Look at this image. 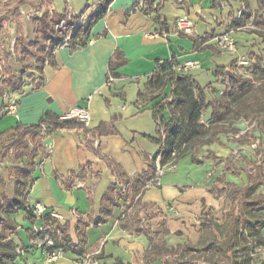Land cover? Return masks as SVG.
<instances>
[{
	"label": "crops",
	"instance_id": "obj_1",
	"mask_svg": "<svg viewBox=\"0 0 264 264\" xmlns=\"http://www.w3.org/2000/svg\"><path fill=\"white\" fill-rule=\"evenodd\" d=\"M99 1L0 0V7L5 5L9 10L19 5L20 27L28 39L33 35L29 29L31 16L46 10L75 14L87 7L83 14L87 17ZM153 1L158 6L147 3L144 8L135 9L140 0H112L105 16L91 29L86 45H61L54 51L44 66L42 85L41 73L31 70L34 75L30 79L24 75L21 90L0 96V109L14 100L19 104L17 114L0 117V133L13 135L18 124H34L45 118L42 142L46 154L35 162L27 205L33 208L40 203L43 214L57 215L56 221L68 226L73 242L80 243L85 237L86 253H94L104 264H147L146 254L152 248L148 233L163 237L170 248L199 246L206 235L203 218L222 224L232 210L239 213L243 207L239 189L255 185L253 195H264V123L258 124L254 120L256 114L251 113L234 121L218 122L213 138L209 135L207 140L191 146L172 164L161 165L159 156L158 183L144 190L141 205L135 207L133 192L128 188V197L120 200L109 220L93 223L101 213L104 193L113 184L121 183L110 162L135 177L148 169L149 159L160 148L151 139L159 136L153 105L163 98L159 95L161 90L153 89L150 83L158 61L174 57L177 62H201V68L184 74L205 90L209 106L201 121L209 127L212 103L225 88V75L217 74V67L233 62L238 66L240 59L251 62L261 54V39L245 28L254 23L252 19L244 26H231L245 9L242 0ZM249 3L252 10L259 6L257 0ZM186 15L195 21L190 35L199 39L209 36L198 48L189 35L177 28V19ZM12 20L15 21L14 16L6 22ZM14 26L17 36L16 21ZM226 32L237 41L233 52L216 46L214 38ZM117 49L126 62L116 69L120 75L108 82L110 60ZM9 64L13 74L18 75L21 63L11 59ZM163 91L170 93L171 84ZM140 93L158 96L142 101ZM75 106L88 107L91 112L89 127L94 134L90 137L80 129L53 127L63 121L62 114ZM163 114L171 116L168 110ZM16 164L22 165L18 160L0 167L5 191L11 197L16 193V178L11 175ZM142 206L141 227L146 231L138 232L132 219L134 211ZM75 211L83 217L78 218ZM43 214L30 215L26 209L12 214L18 225L14 236L29 247L22 263L81 264L82 256L70 253L47 260L44 250L31 244L33 230L45 223ZM257 216L264 221V209L257 211ZM81 220L89 223L85 236L77 228Z\"/></svg>",
	"mask_w": 264,
	"mask_h": 264
},
{
	"label": "trees",
	"instance_id": "obj_2",
	"mask_svg": "<svg viewBox=\"0 0 264 264\" xmlns=\"http://www.w3.org/2000/svg\"><path fill=\"white\" fill-rule=\"evenodd\" d=\"M151 1L148 0V5L151 7L158 6L153 0ZM212 1L215 3V0ZM242 1L245 3V9L238 18L232 20L231 26L241 27L252 19L255 26L257 24L256 30L264 41V0H257L259 6L256 10L251 9L249 0ZM111 2L112 0H100L98 6L88 14L85 20L80 22H76L74 18L70 17L68 12L59 13L46 10L35 17L38 21L37 36L30 41H28L20 27L19 5L0 15V41L4 37L5 22L10 16H14L17 24L16 43L30 64L28 66L22 62L18 75H14L11 67H8V75L4 78L3 85L0 86V96H3L7 91L21 90L24 84V75L28 70H36L41 73L39 85H42L44 83V66L54 51L63 45L68 37H70L69 45L72 48L86 45L90 38L91 29L100 18L105 16ZM86 8L79 13H75V16L81 17L85 13ZM62 21L65 22L64 25H61ZM183 34L189 35L193 39L195 48H198L209 37L206 35L199 39L190 34ZM210 46L203 45L205 48ZM6 54L8 57L10 51H7ZM49 54L50 58L48 57ZM125 62L126 58L123 53L117 49L110 60L109 74L114 77L119 76L120 74L116 69ZM176 63L177 60L174 57L158 61L157 69L150 78L153 89L161 90L159 95H163V98L153 105L154 116L159 126V136L151 137V139L158 143L160 148L149 159L148 169L135 177H131L120 165L110 162L119 177V182L126 183L128 188L132 190V201H135V207L141 205L140 197L147 188V182L157 176V158L159 156L161 165L176 162L191 146L207 140L206 137L209 135L213 138V135L218 132V127L216 126L218 122L234 121L240 117L255 113L254 120L258 124L264 123V76H261V80L255 83L250 76L239 73L235 62L228 66L217 67L215 70L217 74H224L225 77H229L231 89L223 92L212 103L213 114L208 127L206 123L201 121L205 109L209 106L205 90L191 76L178 73L175 70ZM262 64V55L256 56L253 62L256 72L264 73ZM169 83L171 84V91L166 93L163 90ZM157 96L150 95L148 97L140 93L139 99L142 101L150 99L152 101ZM165 110L170 112L171 116L169 118L163 114ZM44 122L45 118L34 124H18L15 127V135L8 141L5 139L8 136L6 132L0 133L2 141L0 165L6 163L4 162L5 155L9 153L14 154L22 163V165L16 164L11 168V175L16 178V193L14 196L11 197L6 193L5 182L2 178L0 180V264H23L24 255L29 249L28 246L21 244L14 236L18 225L12 214L21 209H26L30 215H35L33 208L27 205V196L33 182L35 162L46 154V149L42 142ZM53 127L55 129H80L84 131L86 137L89 133L91 135L94 134L90 128L80 126L73 121H62L54 124ZM255 190V185L238 190L243 200V207L240 208L238 214L232 210L224 223L219 224L211 218H203L202 225L206 231L203 243L199 246L187 245V248L211 253V257L207 259L209 261L219 256L220 261H218V264H255L251 255V247L249 246L250 239L255 244H264V221L257 216V211L264 209V195H253ZM127 197L128 194H120L118 183L110 186L103 195L101 213L93 219V223L107 222L113 215L114 208L120 204V200ZM143 209L144 206L135 210L132 219L135 224V230L138 232L146 231L141 227L143 224ZM42 216L45 218L44 229L32 233L31 236L45 237L46 234L51 235L54 239V245L48 249L42 248L44 252L61 249L64 255L70 253L80 256L87 252L84 245L86 242L85 237L82 238L80 243H75L71 238L67 225H62L57 221L56 225L51 226L48 224L50 216L47 214ZM48 225V229L45 228ZM88 225V221L81 220V223L77 226L83 236L86 235ZM148 234L152 248L147 252V258L154 250V245L155 249L171 250L163 237L155 238L154 235ZM20 247L25 249V254L20 251ZM115 264L125 263L118 261ZM205 264H209V262L207 261ZM260 264H264V259L260 261Z\"/></svg>",
	"mask_w": 264,
	"mask_h": 264
},
{
	"label": "built area",
	"instance_id": "obj_3",
	"mask_svg": "<svg viewBox=\"0 0 264 264\" xmlns=\"http://www.w3.org/2000/svg\"><path fill=\"white\" fill-rule=\"evenodd\" d=\"M147 3H148V0H140V2L137 5H135V9H142L147 5ZM242 12L243 11H240V14ZM176 25H177L179 32L191 34L194 31L195 21H194V19H192L191 17L186 15V16L179 17L176 21ZM214 39H215L216 46L219 49H221L222 51L233 52L237 49V41H236L235 37L230 32H226V33L217 35ZM69 43H70V37H68L66 39V41L63 45H69ZM247 62H248L247 60L242 58L238 62V66H237L239 73L242 75H245V76H247V73H248L247 69L244 68V65L247 64ZM201 67H202V64L199 60L189 59V60H186L184 62H177L175 65V70L178 73H184L188 70L198 69ZM114 78L115 77L113 75H109L108 82L113 81ZM224 84H225V88L222 91V93L225 92L226 90L231 89L229 77H225ZM18 106H19L18 101L14 100L9 105H7L6 107H2L0 109V117L5 115V114H10V113L17 114ZM60 118L63 121H73L80 126L90 128L89 126H90V123L92 120V115H91V112H90L88 107L75 106L70 111H68L67 113L62 114ZM90 136H91V134L89 133V137ZM255 145L256 144H254V146ZM173 154H175V152H173ZM172 163H174V162H172ZM172 163H170V164H172ZM156 183H158L157 176L155 178H152L151 180H149L147 182V187H150ZM119 187H120V194L125 195L127 193L128 185L124 182H121ZM33 212L35 213V215H41L44 212V207L40 203H37L33 207ZM75 215L78 218L83 217V215L81 213H78L76 211H75ZM57 217H58L57 215L52 214L48 219V224L51 226L56 225L57 224V221H56ZM49 225L45 228L48 229ZM42 229H44V225L39 229H37V228L34 229L33 233L38 232ZM31 244L34 246L41 247L43 249H48L50 246L54 245V239L51 237L50 234H46L45 237L35 236V237L31 238ZM20 251L23 254H25V249L23 247H20ZM45 254H46L47 260H50V261H54V260L64 256V253L61 249H57V250H54L52 252L45 251ZM81 264H104V263H102L96 257V255L94 253H85L81 258Z\"/></svg>",
	"mask_w": 264,
	"mask_h": 264
},
{
	"label": "rangeland",
	"instance_id": "obj_4",
	"mask_svg": "<svg viewBox=\"0 0 264 264\" xmlns=\"http://www.w3.org/2000/svg\"><path fill=\"white\" fill-rule=\"evenodd\" d=\"M8 7L3 5L0 7V15H2L5 10H7ZM70 17L74 18L76 22H80L85 20V16L82 15L81 17L75 16V14H69ZM36 16H31L30 20L32 22V28L30 29V32H33L32 38L28 36V41L34 39L37 36V27H38V21L35 18ZM9 22H6L7 27V33L4 35L3 39L0 41V86L3 85L4 78L8 75V67H10L9 61L16 60L20 63L24 62L28 66L30 65L27 58L25 57L23 51L21 48H19L18 44L16 43V36H15V21L12 20ZM14 23V25H13ZM65 22L62 21L61 25H64ZM256 27V28H255ZM248 33H254L259 36L261 47L259 48V52L262 55L263 59V67H264V41L262 37L257 32V24L255 26L254 23L251 24V26L245 27ZM7 51H10V57H7ZM50 54L48 55V57ZM50 58V57H49ZM256 59V58H255ZM255 59L251 62H247V64L244 65V68L247 69L248 73L247 76H250L255 83H258L261 80V76H264V73L256 72L255 66L253 65V62ZM22 65V64H21ZM27 78L30 79L34 75V72L31 70H28V72L25 74ZM8 135L6 136V140H11V138L14 136ZM1 139H0V151H1ZM18 158L14 156V154H6L4 162H12L15 163L18 162ZM2 164L0 165V167ZM1 180V177H0ZM0 188H1V181H0ZM1 227V226H0ZM249 246L251 247V255L254 259L255 264H260V261L264 259V244L259 245L255 244L253 240L250 239ZM154 250H152V253L150 254L149 261L147 264H205L207 261L209 264H218V261H220V258L214 257L212 261L207 260L211 257V253H205L202 250H191L187 248V245L182 246L178 245L177 247H171V250H164V249H155V245L153 247Z\"/></svg>",
	"mask_w": 264,
	"mask_h": 264
}]
</instances>
